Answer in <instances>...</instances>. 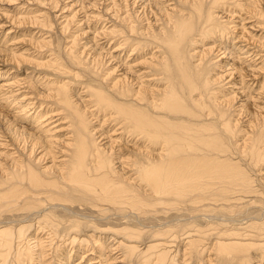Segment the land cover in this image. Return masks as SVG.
Returning a JSON list of instances; mask_svg holds the SVG:
<instances>
[{
  "label": "bare ground",
  "instance_id": "bare-ground-1",
  "mask_svg": "<svg viewBox=\"0 0 264 264\" xmlns=\"http://www.w3.org/2000/svg\"><path fill=\"white\" fill-rule=\"evenodd\" d=\"M13 1L0 264H264V0Z\"/></svg>",
  "mask_w": 264,
  "mask_h": 264
},
{
  "label": "rangeland",
  "instance_id": "rangeland-1",
  "mask_svg": "<svg viewBox=\"0 0 264 264\" xmlns=\"http://www.w3.org/2000/svg\"><path fill=\"white\" fill-rule=\"evenodd\" d=\"M16 2V3H15ZM20 3H23L21 0H17V1H13L11 4H10V6H9V4H5V5H1V7H3V8H5V9H8V11H9V13H16V7L20 4ZM17 4V5H16ZM8 5V6H7ZM13 12H12V11ZM15 10V11H14ZM74 258V261H79V257H76L75 258V256L73 257ZM84 262H82V264H83ZM54 264V263H53ZM84 264H86V263H84Z\"/></svg>",
  "mask_w": 264,
  "mask_h": 264
}]
</instances>
